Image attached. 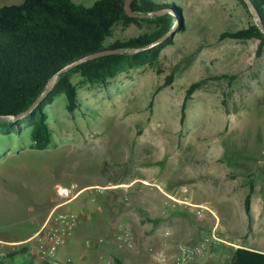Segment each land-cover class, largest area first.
<instances>
[{
	"label": "rangeland",
	"instance_id": "obj_1",
	"mask_svg": "<svg viewBox=\"0 0 264 264\" xmlns=\"http://www.w3.org/2000/svg\"><path fill=\"white\" fill-rule=\"evenodd\" d=\"M19 1L0 0V5ZM73 1L89 4L93 0ZM154 1H174L181 7L184 22V28L172 34V42L160 49L154 64L118 72L119 78H112L109 85L84 83L77 73H72L70 79L76 83L77 105L68 111L62 92L44 105L50 141L43 148L30 145L26 117H20L18 124L9 119L0 123V195H3L0 218L9 221L24 213L34 198L47 199L54 182L71 187L73 192L84 182L126 178L139 174L145 167L153 166L161 171L166 159L148 161L163 151H180L178 170L172 173L192 171L196 183L207 177L197 167H205L202 165L205 160H216L200 157L223 155L224 160L233 163L228 175L231 173L233 177L230 183L234 188L228 196L217 195L216 199L225 200L234 209V217L225 218L226 213L217 202L209 203L213 212L208 211L213 217L209 222L198 216L192 205L182 209L184 225L192 227L194 223L201 233L205 231L203 234L209 233L213 220L216 221L215 232L230 243L218 241L216 248L210 246L212 256L206 264H224L235 245L264 244V206L260 196L264 187V48L254 56L256 39L216 37L225 27H240L253 20L238 0ZM160 9L172 12L171 7ZM149 26L145 21L126 26L117 23L104 42L137 34ZM220 72L233 77L208 79L194 89L186 99L183 119L178 121L187 84ZM166 73L172 74L171 81L152 93ZM111 111L125 116L118 117L115 123L106 117V112ZM81 127L87 133L84 137H79ZM6 128L9 132L4 131ZM190 163L196 171L190 168ZM242 168L254 170L253 183L260 187L252 194L250 213L255 219L250 215L249 222H244L246 214L242 208L246 190ZM224 179L217 178V185L224 183ZM201 184L206 183L203 180ZM185 186L192 187L189 181H185ZM95 188L103 190L97 185ZM95 188L82 191L76 199L88 192L97 193ZM14 191L20 194L17 198L6 197ZM198 238L182 237L178 241L186 243ZM67 245L57 248L58 258L71 259L65 253ZM135 247L139 248L140 244ZM72 262L77 264L75 259Z\"/></svg>",
	"mask_w": 264,
	"mask_h": 264
},
{
	"label": "trees",
	"instance_id": "obj_2",
	"mask_svg": "<svg viewBox=\"0 0 264 264\" xmlns=\"http://www.w3.org/2000/svg\"><path fill=\"white\" fill-rule=\"evenodd\" d=\"M238 2L251 14L249 4L264 26V0H247L248 4L245 0ZM129 5L132 12L140 14H127L123 8V0H93L89 4L73 0H21L0 5V116L14 115L24 110L46 88L49 79L55 74L43 97L26 114L20 116L26 117L30 125L32 147L43 148L50 141L44 105L55 94L62 92L65 95V108L68 111L76 107V83L70 79L72 73H77L81 82L105 85L118 72L143 64H154L160 49L172 42V34L184 28L181 7L174 1L129 0ZM162 7H171L172 12L165 9L157 13L156 10ZM175 20L176 26L172 33L149 44ZM140 21L149 23V28L134 35L104 42L111 35L115 24L138 25ZM216 37L254 38V56H258L264 48V34L253 20H249L244 26L225 27L217 32ZM115 47H122L124 50L93 55L57 72L76 59ZM232 77L233 74L220 72L190 81L180 102L179 121L184 116L186 99L194 89L208 79ZM171 79L172 74L166 73L152 93L168 84ZM20 117L15 120L0 117V123L9 119L18 124ZM4 131L9 132V129ZM251 191L252 181L248 179L247 191L242 199L248 222L251 218ZM217 244L219 243L211 245L212 249ZM112 259L114 264H125L116 254L112 255ZM263 261V251L237 245L232 247L224 264H261Z\"/></svg>",
	"mask_w": 264,
	"mask_h": 264
},
{
	"label": "crops",
	"instance_id": "obj_3",
	"mask_svg": "<svg viewBox=\"0 0 264 264\" xmlns=\"http://www.w3.org/2000/svg\"><path fill=\"white\" fill-rule=\"evenodd\" d=\"M115 76L117 74L109 78L105 85L111 84V80ZM115 78H119V76ZM115 112H106L109 117L105 115L107 119L116 123L118 117L123 118L125 115H119L120 113L116 114ZM75 120L77 121V118ZM83 127L79 130V137L87 135L85 130L82 129ZM179 154L181 152L176 150L163 151L159 157L148 161L154 163L166 159L167 164L161 171L150 166L140 170L139 174L126 178H113V180L102 182L97 180L84 182L74 190L75 195H71V187L67 188L71 189V192L67 195L58 193L57 190L66 187L54 182L52 192L47 199L41 201L34 198L32 204L26 206L24 213L13 216L9 221L0 218V264H40L33 252L35 239L31 235L54 206L74 211L78 216L71 234L61 245L68 244L65 252L71 255L68 264H72L73 259L77 261V264H114L113 254L118 255L125 264H173V253L179 239L186 237L190 240L205 233V231L201 233L194 223L192 227L184 225L182 207L185 208L187 205L210 207L209 203L214 202L216 205L217 202L218 205L223 207L221 209L226 213H223L225 218H233L235 213L234 209L230 205L228 206L225 200L216 199L217 195L228 196L234 188L230 183V179L233 177L231 173L228 175L233 163L224 160L223 155L200 157H213L216 160H205L202 162L205 167H197V171L206 172L207 177L198 179L196 183L193 180L192 171L189 173H172V171L178 170ZM190 165H192L190 168L196 171L195 166L192 163ZM175 167L177 169H174ZM242 170L243 173L241 174L244 178L242 183L246 187L245 192L247 191V180L252 181L249 201L250 211L253 191L255 188L259 189L260 187L255 186L253 183L254 170L248 168H242ZM217 178L224 179L225 182L217 185ZM203 180L206 183L204 185L201 184ZM185 181H189L192 187H186ZM154 184L158 185L164 193L159 191L158 193V189ZM96 185L102 187L103 190H97ZM88 188H95L97 193L88 192L82 198L76 199L79 193ZM263 188L260 192L262 206H264ZM1 189L0 182V191ZM19 195L18 192L14 191L12 195L7 194L6 197L13 196V198H17ZM168 196L178 199L185 196V202H174ZM40 203H42L41 206ZM250 215L253 216L252 213ZM200 217H204L208 220L207 222L213 219L207 210H204ZM253 219H255L254 216ZM245 220L247 221V215L244 222H246ZM262 220H264V216H262ZM119 227L129 228L133 237L132 247H118L116 245L113 234ZM251 227L254 230V227ZM135 244H140V247H135ZM257 244L261 246H247L242 243L237 245L264 251V244L260 242Z\"/></svg>",
	"mask_w": 264,
	"mask_h": 264
},
{
	"label": "built area",
	"instance_id": "obj_4",
	"mask_svg": "<svg viewBox=\"0 0 264 264\" xmlns=\"http://www.w3.org/2000/svg\"><path fill=\"white\" fill-rule=\"evenodd\" d=\"M154 186L162 192L158 185ZM58 193L67 195L71 192V189L62 188L57 190ZM72 192L71 195H75ZM174 202H185V196L182 199L171 197ZM195 207V213L200 216L203 210H207L213 213L212 210L204 205H192ZM78 216L74 211L68 209L52 207L43 222L36 228L31 237L34 240V255L36 256L40 264H68L70 258H58L56 250L61 246L66 238L71 234L73 225L75 224ZM216 221L211 226L210 232L202 234L197 240L186 243L179 242L173 253L174 264H206L207 260L211 258L210 246L218 241L222 243H230L229 241L221 238L215 232ZM116 245L118 247L133 246V237L129 228L119 227L113 234ZM100 240V238H99ZM264 252V251H263ZM264 264V261L261 263Z\"/></svg>",
	"mask_w": 264,
	"mask_h": 264
},
{
	"label": "water",
	"instance_id": "obj_5",
	"mask_svg": "<svg viewBox=\"0 0 264 264\" xmlns=\"http://www.w3.org/2000/svg\"><path fill=\"white\" fill-rule=\"evenodd\" d=\"M245 1L247 2V0H245ZM247 4H248V2H247ZM248 6H249L250 13L253 16V21L258 26L260 31L264 34V26L262 25V23L260 22V20L256 16L254 10L250 7L249 4H248ZM123 8H124V10H125V12L127 14H140V13H134V12L131 11V8H130V5H129V0H123ZM163 11H165V9L156 10L157 13H161ZM144 15H150V14H144ZM175 26H176V20L170 25V27L164 33H162L160 36H158L157 38L152 40L149 44H153V43H156V42L162 40L164 37H166L167 35H169L170 33L173 32V30L175 29ZM122 50H124V48H122V47H115V48H110V49L99 50V51H97L96 53H94L92 55H89V56H86V57H81L79 59H76V60L72 61L71 63L61 67L57 72H60V71L64 70L65 68L69 67L70 65H73L76 62L84 60L87 57H91L93 55H98V54H102V53H106V52H118V51H122ZM54 75L49 79L46 88L24 110H22L20 112H17L14 115H4V116H0V117H5V118H9L11 120H15V119L19 118L20 116L26 114L43 97L45 92L51 86V83H52Z\"/></svg>",
	"mask_w": 264,
	"mask_h": 264
},
{
	"label": "bare ground",
	"instance_id": "obj_6",
	"mask_svg": "<svg viewBox=\"0 0 264 264\" xmlns=\"http://www.w3.org/2000/svg\"><path fill=\"white\" fill-rule=\"evenodd\" d=\"M61 190H62V188H61Z\"/></svg>",
	"mask_w": 264,
	"mask_h": 264
}]
</instances>
